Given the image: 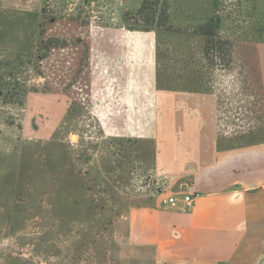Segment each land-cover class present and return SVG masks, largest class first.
<instances>
[{
  "label": "rangeland",
  "instance_id": "obj_1",
  "mask_svg": "<svg viewBox=\"0 0 264 264\" xmlns=\"http://www.w3.org/2000/svg\"><path fill=\"white\" fill-rule=\"evenodd\" d=\"M172 1L174 17L183 26L197 24L211 8L208 0ZM140 2L0 0V77L11 82L9 73L14 72L27 90L21 103L6 102L0 94V260L4 264H152L119 262L115 257L119 212L128 206L118 203L117 196L148 194L147 183L149 187L153 183L154 195L160 194V184H154L156 171L116 173L113 146L126 138L144 143L151 139L155 155V150L165 151L167 139L177 138L175 120H162L160 104L185 97L157 90L156 55L172 65L186 55L187 42L172 37L161 44L154 31L126 28L123 13ZM217 6L225 33L233 41L230 66L211 69L197 57L192 41L188 61L206 74L207 87L216 85L220 91L217 117L223 120L225 106H239L230 98L235 93L232 84L249 86L248 96L261 89L264 0H217ZM42 9L52 19L39 28ZM49 38L61 39L60 44L44 52L40 43ZM62 48L69 51L71 65L59 61L55 73L45 60ZM41 52L38 65L26 62L37 60ZM82 85L87 86L86 101L72 88ZM201 99L208 97H189L193 102ZM245 103L244 97V106L251 104ZM204 121L207 125L201 124L202 129L208 131V114ZM161 122L173 126L167 130L165 124L162 129ZM55 127L50 139L34 141L39 130L43 134ZM220 131L223 136L231 133L228 127ZM127 181L128 192L120 186ZM262 233L256 244L240 251L244 264H264ZM54 247L93 251H75L72 262L64 250L56 258Z\"/></svg>",
  "mask_w": 264,
  "mask_h": 264
},
{
  "label": "crops",
  "instance_id": "obj_2",
  "mask_svg": "<svg viewBox=\"0 0 264 264\" xmlns=\"http://www.w3.org/2000/svg\"><path fill=\"white\" fill-rule=\"evenodd\" d=\"M57 56L51 54L52 61L48 62L55 73V64L61 60ZM78 60L76 57L75 62ZM262 76L258 95L248 96L251 91L245 84L230 86L235 90L230 95L231 101L238 102L239 106H225L223 120L217 117L221 93H217L220 91L216 85L210 87L208 94L182 93L183 100L162 101V120H175L172 124L177 125L179 132L176 139L166 140L165 151L155 150L154 155L151 139L145 141L148 144L133 140L135 148L125 143L128 138L114 143L116 173H146L155 168L154 184L161 179L166 183V190L157 195H154L153 183L150 187V183L144 186L149 190L142 196L119 192L118 203L128 205L119 212L117 220L115 257L119 262L244 264L239 260L240 251L256 244L264 230L263 71ZM191 95L208 99L193 102L189 100ZM244 97L250 105L244 106ZM203 114H208V131L201 126L207 125ZM165 124L167 128L170 125L161 122L162 129ZM227 127L231 133L223 136L220 129ZM56 129L43 134L39 130L34 141L50 139ZM181 129L185 133L180 134ZM143 143L148 145L147 149ZM120 186L127 192L130 187L128 181ZM185 193L198 196L192 209L183 213L181 197ZM170 195H176L178 203L161 205V199ZM31 248L38 251L40 247ZM63 250L71 254L68 260L72 262L75 251H93L85 247H54L56 258ZM4 263L2 258L0 264Z\"/></svg>",
  "mask_w": 264,
  "mask_h": 264
},
{
  "label": "trees",
  "instance_id": "obj_3",
  "mask_svg": "<svg viewBox=\"0 0 264 264\" xmlns=\"http://www.w3.org/2000/svg\"><path fill=\"white\" fill-rule=\"evenodd\" d=\"M211 6L209 13L197 24L189 27L183 26L174 17L175 8L172 0H141L138 7L132 11H126L122 15V22L130 30L154 31L161 44H165L166 38H184L187 42L186 55L170 65L165 57H160L158 53L156 60L158 69L156 71V88L159 91L179 92L188 94H208L210 87H207L208 80L206 74H202L194 63L188 60L192 57V44L197 49V57L204 61L211 69L229 67L232 61L233 41L227 36L226 24L217 15V0H208ZM52 16H49L45 9L41 10L39 28L49 23ZM81 23L83 21H80ZM44 27V26H43ZM40 30V29H39ZM58 38L42 40L40 48L48 52L56 44H60ZM264 43V41H262ZM174 43V42H173ZM43 52L38 59L33 61L28 59L30 65H38L43 59ZM167 62V64H165ZM22 66L23 62L20 63ZM35 68H38L35 66ZM197 69V70H196ZM11 82L3 81L0 77V94L4 96L6 102L21 103L27 90L23 83L16 80L14 72L9 73ZM127 144L135 148L133 140H125Z\"/></svg>",
  "mask_w": 264,
  "mask_h": 264
},
{
  "label": "built area",
  "instance_id": "obj_4",
  "mask_svg": "<svg viewBox=\"0 0 264 264\" xmlns=\"http://www.w3.org/2000/svg\"><path fill=\"white\" fill-rule=\"evenodd\" d=\"M70 53L69 51H67V48H62L59 52L57 53H54L52 54L53 57L55 55H58L57 58L59 57V59H61L60 61H65V65L66 66H70L71 65V59L70 57L68 56ZM45 61H52V58L50 59V56L46 58ZM43 62V61H42ZM41 62V63H42ZM60 63V62H59ZM58 64H55V68H59L57 67ZM57 72V71H56ZM80 83H78L79 85ZM73 89H78L80 91V97L83 101H86V98H88V95L87 94H83L85 93L86 89H87V86H77L76 87H72ZM160 184V189L161 191H163V188H165L166 186V183L163 181V179L159 180L158 182ZM198 194L197 193H190V194H183L182 197H181V203H182V206L180 208L181 212L185 213V212H189L192 207L194 206V202H195V199L197 198ZM179 199L176 195H170V196H167V197H163L161 199V205H169V206H175L177 203H178Z\"/></svg>",
  "mask_w": 264,
  "mask_h": 264
}]
</instances>
